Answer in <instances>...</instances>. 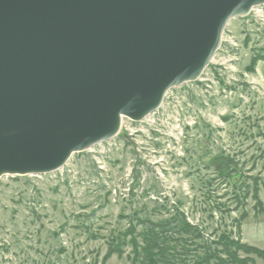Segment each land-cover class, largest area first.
<instances>
[{
	"label": "rangeland",
	"instance_id": "1",
	"mask_svg": "<svg viewBox=\"0 0 264 264\" xmlns=\"http://www.w3.org/2000/svg\"><path fill=\"white\" fill-rule=\"evenodd\" d=\"M257 56H264V4L231 19L202 74L171 87L143 119L122 118L117 136L74 152L55 171L0 177V264H102L116 248L121 254L106 264H132L134 248L119 244V233L135 225L143 246L146 227L174 217L197 229L185 238L199 255L224 237L241 242V230L264 250V61L253 67ZM218 156L234 162L232 173L212 166Z\"/></svg>",
	"mask_w": 264,
	"mask_h": 264
},
{
	"label": "water",
	"instance_id": "2",
	"mask_svg": "<svg viewBox=\"0 0 264 264\" xmlns=\"http://www.w3.org/2000/svg\"><path fill=\"white\" fill-rule=\"evenodd\" d=\"M264 0H0V176L48 173L197 79ZM122 120V119H121Z\"/></svg>",
	"mask_w": 264,
	"mask_h": 264
},
{
	"label": "trees",
	"instance_id": "3",
	"mask_svg": "<svg viewBox=\"0 0 264 264\" xmlns=\"http://www.w3.org/2000/svg\"><path fill=\"white\" fill-rule=\"evenodd\" d=\"M259 60L264 61V56L261 58L257 56L252 66L255 67ZM233 164L234 162L231 159L222 156H218L212 160V166L223 176L227 173H232L231 166ZM258 207L259 210L264 212L261 202ZM180 214L179 217L182 216L181 212ZM146 222L151 223L150 221ZM148 227H146L145 232L139 234L143 246L139 245L135 225L131 224L125 232L119 233L118 243L121 244L125 241L134 248V259L137 258V260H134L132 264H190L187 262L188 257L191 258V264H211L210 261L212 260L216 261L215 264L253 263V258L248 256L242 258L238 252H243L246 255H256L264 260V250L244 244L241 239V242L233 243L228 237H224L221 241H216V247L213 245L204 246L201 248V255H199L198 250L189 249L187 246L188 240L185 238V236L195 237L197 229L183 217H181V220L174 217L165 222L151 223V226ZM169 232H172V234L178 237L172 238L174 241L173 245ZM218 247H221V250ZM232 248L238 252H233ZM116 253L121 254L117 248L108 250L102 264H106ZM221 254L225 255L228 260L226 261L222 258Z\"/></svg>",
	"mask_w": 264,
	"mask_h": 264
},
{
	"label": "crops",
	"instance_id": "4",
	"mask_svg": "<svg viewBox=\"0 0 264 264\" xmlns=\"http://www.w3.org/2000/svg\"><path fill=\"white\" fill-rule=\"evenodd\" d=\"M264 203V202H263ZM264 208V207H263ZM259 214L260 213H256V214H254V216H253V219H255V220H257L260 216H259ZM250 217H248V219H249ZM247 220V219H246ZM245 225H247L245 222L243 223V229H244V226ZM243 233V234H242ZM241 238H242V241H243V243L244 244H250V245H253L254 243L253 242H251V241H249V239H248V237H247V235H246V233H245V230H243V232H242V230H241Z\"/></svg>",
	"mask_w": 264,
	"mask_h": 264
},
{
	"label": "bare ground",
	"instance_id": "5",
	"mask_svg": "<svg viewBox=\"0 0 264 264\" xmlns=\"http://www.w3.org/2000/svg\"><path fill=\"white\" fill-rule=\"evenodd\" d=\"M254 7V6H253ZM236 18V17H235ZM124 117H127V116H125V115H121V116H119V118H120V121H121V119L122 118H124ZM128 118V117H127ZM119 131H120V126H119V129H118V131H117V133L115 134V135H113L112 137H115V136H117L118 134H119ZM112 139V138H111ZM3 176V175H2ZM2 176H0V177H2Z\"/></svg>",
	"mask_w": 264,
	"mask_h": 264
}]
</instances>
